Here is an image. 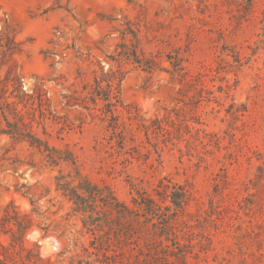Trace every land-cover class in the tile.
Here are the masks:
<instances>
[{
    "label": "rangeland",
    "instance_id": "rangeland-1",
    "mask_svg": "<svg viewBox=\"0 0 264 264\" xmlns=\"http://www.w3.org/2000/svg\"><path fill=\"white\" fill-rule=\"evenodd\" d=\"M0 32L18 46L0 82H19L0 89V261L264 264V0H0ZM110 68L112 114L94 84ZM60 175L158 206L110 231L105 255Z\"/></svg>",
    "mask_w": 264,
    "mask_h": 264
},
{
    "label": "trees",
    "instance_id": "trees-1",
    "mask_svg": "<svg viewBox=\"0 0 264 264\" xmlns=\"http://www.w3.org/2000/svg\"><path fill=\"white\" fill-rule=\"evenodd\" d=\"M17 44H15L13 37L7 33L0 32V53L3 56L8 54H12L17 51ZM124 52H118L116 54V58L113 60L120 61H130L128 56H125ZM133 61L136 60V56L133 55ZM137 61V60H136ZM113 71L111 68L108 70L106 74L103 76H97L94 79L95 95L98 97L100 101L104 102L108 113L112 114V108L118 105H122L119 99V81L121 79L120 72ZM18 79L12 72H8L6 79L4 81L5 85H2L0 82V89L2 87H6L7 85L16 87L18 84ZM19 87V86H18ZM9 127H11L9 125ZM12 134V133H10ZM30 143H37L38 146H45L42 144L40 140L37 138H32ZM52 161H55L54 159ZM56 181V190L60 191L64 197H67L68 200L72 203L73 211L75 213L82 215V225L85 229L91 232L94 236L95 242L94 247H99L96 249H102L105 255L112 251L116 253L115 245L117 243V237L113 241L110 235V231L115 229H121L126 225L130 224L134 221V212L135 211H143V213L149 214L155 210V207L158 205L154 200L145 199L141 196L137 199H132L133 209L126 206L124 203L118 201L114 193L111 189L106 185H99L90 182L86 178H81L76 185H72L70 181H65V177L60 175L55 178ZM159 189L163 191V193L157 194L159 200L166 201L169 199L171 206H173L174 210H183L184 205L187 204L188 196L186 192H182L180 188V193H175V187H169L167 185L159 186ZM14 213L13 215L9 210L5 212V216L3 219V224H11L15 226V235H13V245L15 247L19 245V242H16L15 236L22 237L23 227L21 225V220H19ZM8 248H4L0 245V251L8 252ZM0 255H3L0 253ZM4 260L0 261V264H5L7 262V257L3 256Z\"/></svg>",
    "mask_w": 264,
    "mask_h": 264
}]
</instances>
